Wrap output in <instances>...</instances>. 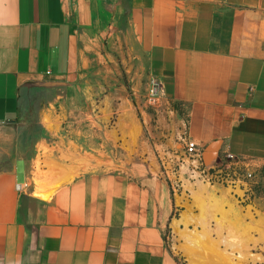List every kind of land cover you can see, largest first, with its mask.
Listing matches in <instances>:
<instances>
[{
  "label": "crops",
  "instance_id": "obj_1",
  "mask_svg": "<svg viewBox=\"0 0 264 264\" xmlns=\"http://www.w3.org/2000/svg\"><path fill=\"white\" fill-rule=\"evenodd\" d=\"M98 67L124 68L139 98L161 85L142 127L170 138L121 169L45 152L21 122L37 85ZM184 127L209 165L231 153L264 181V0H0V264H179L151 151Z\"/></svg>",
  "mask_w": 264,
  "mask_h": 264
},
{
  "label": "rangeland",
  "instance_id": "obj_2",
  "mask_svg": "<svg viewBox=\"0 0 264 264\" xmlns=\"http://www.w3.org/2000/svg\"><path fill=\"white\" fill-rule=\"evenodd\" d=\"M161 97L152 96L147 89L139 98L124 68L106 72L98 67L84 71L77 79L51 78L37 85L24 97L21 122L26 126L27 140L43 143L40 147L45 152L60 153L66 160L79 152L86 156L83 167L92 164L116 170L143 158V150L139 151L142 141L170 138L168 133L153 138L142 127L145 111L153 114L152 124L159 125ZM185 131L184 127L174 137L175 150L183 155ZM151 153L170 187L174 208L165 222V244L179 264H264L263 180H256L254 192L247 191L241 199L243 186L232 190L204 183L190 177L186 167L177 176L168 175L162 147ZM201 160L208 169L220 162L209 165L204 150ZM38 167L43 169L39 160ZM180 220L177 229L176 221Z\"/></svg>",
  "mask_w": 264,
  "mask_h": 264
},
{
  "label": "built area",
  "instance_id": "obj_3",
  "mask_svg": "<svg viewBox=\"0 0 264 264\" xmlns=\"http://www.w3.org/2000/svg\"><path fill=\"white\" fill-rule=\"evenodd\" d=\"M160 86L159 81H153L150 94L155 97L158 96L160 94ZM181 139L183 142L181 146L184 147V155L183 152L179 154L177 153V149L175 150L178 145L163 143L162 149L164 151V157H162V162H168L165 166L168 175L173 174L177 176L182 167H186L190 177L201 180L204 183H218L232 188V190L243 186L244 192L240 196L241 199H243L247 191L254 192L255 182L260 179H257L256 173L248 170L247 163L244 159L238 158L231 153H226L221 157L216 167L208 169L206 166H203V161L201 160L203 148L189 139L187 128ZM246 185L249 186L248 189Z\"/></svg>",
  "mask_w": 264,
  "mask_h": 264
},
{
  "label": "bare ground",
  "instance_id": "obj_4",
  "mask_svg": "<svg viewBox=\"0 0 264 264\" xmlns=\"http://www.w3.org/2000/svg\"><path fill=\"white\" fill-rule=\"evenodd\" d=\"M44 120H45V122L47 123V125L49 126V127H51L52 125H51V122H50V120H49V118L47 117V116H45L44 117ZM59 186V184L58 185H55L54 187H53V189L51 190V191H41V190H38L37 192H36V196L37 197H39V198H41V199H44V200H49L50 198H51V195H52V193L54 192V190L57 188ZM201 188V190L203 191L204 190V188L201 186L200 187ZM185 205V204H184ZM183 216H185L184 214H183ZM186 217V216H185ZM184 220V219H183ZM180 222H181V220L180 221H176V226H177V229H178V227H179V224H180ZM189 237V236H188Z\"/></svg>",
  "mask_w": 264,
  "mask_h": 264
}]
</instances>
